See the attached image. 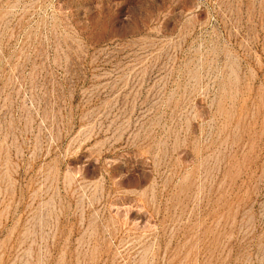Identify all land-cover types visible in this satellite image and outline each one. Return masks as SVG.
<instances>
[{
  "label": "rangeland",
  "instance_id": "1",
  "mask_svg": "<svg viewBox=\"0 0 264 264\" xmlns=\"http://www.w3.org/2000/svg\"><path fill=\"white\" fill-rule=\"evenodd\" d=\"M0 264H264V0H0Z\"/></svg>",
  "mask_w": 264,
  "mask_h": 264
}]
</instances>
